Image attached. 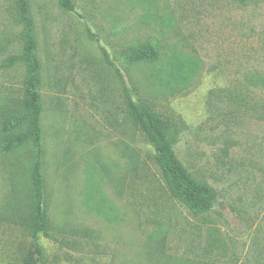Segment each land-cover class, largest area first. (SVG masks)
Instances as JSON below:
<instances>
[{
	"label": "rangeland",
	"instance_id": "rangeland-1",
	"mask_svg": "<svg viewBox=\"0 0 264 264\" xmlns=\"http://www.w3.org/2000/svg\"><path fill=\"white\" fill-rule=\"evenodd\" d=\"M69 1L72 12L28 0L46 207L64 241L40 237L47 264H264V92H250L258 113L235 98L264 74V0ZM17 9L0 0V109L22 97L24 66L7 63L21 53ZM144 46L178 61L187 83L171 91L157 68L126 61ZM120 75L169 117L171 148L214 191L212 209L194 214L173 197L129 118ZM33 158L0 149V264H22L30 248L29 228L11 216Z\"/></svg>",
	"mask_w": 264,
	"mask_h": 264
},
{
	"label": "trees",
	"instance_id": "trees-1",
	"mask_svg": "<svg viewBox=\"0 0 264 264\" xmlns=\"http://www.w3.org/2000/svg\"><path fill=\"white\" fill-rule=\"evenodd\" d=\"M57 1L67 11H74L69 0ZM233 1L245 4L252 0ZM17 8L18 19L23 26L21 53L10 57L7 63L14 65L20 62L24 66L25 74L21 99H12V101L9 99L6 106L0 109V149L4 155L32 154L34 156L31 173L28 176L30 177L29 183H26V190L19 197L17 210L11 219L13 225L28 227L30 230V248L22 264H47L46 256L39 245L40 237L60 245L64 244V241L55 235L57 231L50 223L46 207L42 109L38 93L40 64L35 52L36 40L28 0H17ZM125 59L131 63L140 62L157 68V80L171 91L174 87L187 83L189 78L183 75L178 61L171 60L170 64L169 61L160 60L157 50L152 46L133 50L126 55ZM158 63L159 67H156ZM120 77L129 118L153 147L155 164L173 197L194 214H201L212 209L215 201L214 191L209 186L193 179L178 161L171 148L166 132L170 125L169 117L157 113L149 101L142 99L134 87L128 88L124 78L121 75ZM246 84L245 93H239L235 98L240 101V106L247 108L245 112L258 113L257 107L260 101L252 98L250 92L255 90L264 92V74L249 77ZM250 98L254 100L252 105L249 102ZM83 234L85 235L84 232Z\"/></svg>",
	"mask_w": 264,
	"mask_h": 264
}]
</instances>
